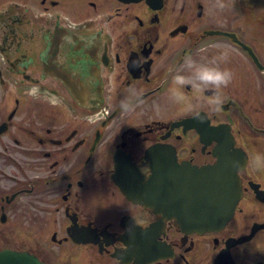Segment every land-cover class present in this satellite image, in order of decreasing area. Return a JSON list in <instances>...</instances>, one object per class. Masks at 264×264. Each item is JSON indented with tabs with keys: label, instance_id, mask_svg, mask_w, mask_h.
Returning a JSON list of instances; mask_svg holds the SVG:
<instances>
[{
	"label": "flooded vegetation",
	"instance_id": "af4514ba",
	"mask_svg": "<svg viewBox=\"0 0 264 264\" xmlns=\"http://www.w3.org/2000/svg\"><path fill=\"white\" fill-rule=\"evenodd\" d=\"M212 3L0 0L1 251L45 264H264V0ZM217 45L234 79L200 120L171 100L172 80ZM130 88L140 102L125 112ZM170 153L190 167L221 153L240 162L242 196L222 228H185L125 193L119 178L159 176L154 157Z\"/></svg>",
	"mask_w": 264,
	"mask_h": 264
},
{
	"label": "water",
	"instance_id": "95a60500",
	"mask_svg": "<svg viewBox=\"0 0 264 264\" xmlns=\"http://www.w3.org/2000/svg\"><path fill=\"white\" fill-rule=\"evenodd\" d=\"M157 154L153 150L152 155ZM154 157L152 168L159 176L145 179L119 178L126 194L155 212L175 217L188 229L206 231L222 228L233 216L242 188L238 170L231 166L236 157L220 154L215 164L190 167L178 164L173 153ZM240 163V162H239ZM167 171V176L161 172ZM0 264H45L33 253L0 250Z\"/></svg>",
	"mask_w": 264,
	"mask_h": 264
},
{
	"label": "clouds",
	"instance_id": "9594fccd",
	"mask_svg": "<svg viewBox=\"0 0 264 264\" xmlns=\"http://www.w3.org/2000/svg\"><path fill=\"white\" fill-rule=\"evenodd\" d=\"M227 8L226 0H213L212 11L222 13ZM218 53L214 56L203 58L200 61L187 57L184 66L187 74L178 71L173 77V87L170 89L171 100L176 103L186 101L185 112L194 115L197 119L203 120L205 117L201 115L199 107L202 103H206L212 111L218 112L223 104V98L220 94L221 89L227 88L234 79V73L228 67L224 66L229 62L230 52L221 46H216ZM191 86L194 92L199 93L191 99H188L183 93V89ZM36 90H29L31 95ZM210 91L213 95L205 98L203 93ZM140 102V93L135 88H130L128 94L121 100L120 107L123 111H133ZM258 166H264V154L258 153L255 157ZM231 166L239 169V161H231Z\"/></svg>",
	"mask_w": 264,
	"mask_h": 264
},
{
	"label": "rangeland",
	"instance_id": "374dc122",
	"mask_svg": "<svg viewBox=\"0 0 264 264\" xmlns=\"http://www.w3.org/2000/svg\"><path fill=\"white\" fill-rule=\"evenodd\" d=\"M14 219H16V217H15V216L13 217V221H14ZM9 226H10V225H8L7 227H9Z\"/></svg>",
	"mask_w": 264,
	"mask_h": 264
}]
</instances>
